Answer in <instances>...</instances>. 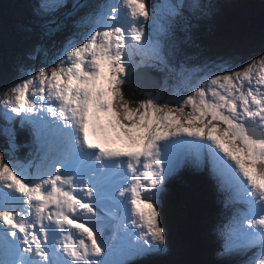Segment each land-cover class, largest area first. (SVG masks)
I'll use <instances>...</instances> for the list:
<instances>
[{
	"label": "snow or ice",
	"instance_id": "6c2138e0",
	"mask_svg": "<svg viewBox=\"0 0 264 264\" xmlns=\"http://www.w3.org/2000/svg\"><path fill=\"white\" fill-rule=\"evenodd\" d=\"M61 7L65 0H38L33 18L51 28L44 18ZM73 7L88 10L54 58L20 65L4 86L0 264H137L166 253L159 198L192 149L194 165L245 205L222 254L264 264V54L201 69L195 83L186 77L187 94L164 104L149 96L133 106L124 88L134 57L167 64L161 37L188 34L215 6L97 0ZM42 50L36 45L29 60ZM110 109L124 133L142 141L139 151L90 142L89 133L106 135L99 112ZM17 120L31 137L23 159L14 155Z\"/></svg>",
	"mask_w": 264,
	"mask_h": 264
},
{
	"label": "rangeland",
	"instance_id": "374dc122",
	"mask_svg": "<svg viewBox=\"0 0 264 264\" xmlns=\"http://www.w3.org/2000/svg\"><path fill=\"white\" fill-rule=\"evenodd\" d=\"M37 2L38 0H1L6 10L10 11V14L7 15L8 21H6L4 19L5 17H3L6 15L0 12V102L5 98L4 86L11 82L18 74L20 65L39 64L52 60L63 42L70 38L77 30L74 22L80 15L88 10L86 8H81L78 12L75 11L74 15L72 14L70 17L66 18L65 16H61L57 24L52 25L51 28H44V31H36L22 27L24 21L33 17V9L35 8L34 3L37 4ZM70 2H72V0H65L66 7L71 4ZM96 2L97 0H85L83 3L94 5ZM150 2L155 4L158 3L159 0H150ZM189 2H191V0H185V3ZM202 2L212 4L215 7L212 8L209 14L200 16L194 22L191 32L182 36L178 33L175 39L161 37V45L166 54L167 64L161 63L150 55H138L134 57L135 63L128 68L129 83H131V76L135 72H140V79L142 75H147L146 72L141 73V71L138 70L144 66H146L147 69H151L153 72L161 73V87H154L157 82L152 81L153 78L147 80L148 83L145 82V87L143 88L146 90L140 92L143 94L144 99H147L149 96L158 97V102L164 104L170 100H174L175 95L180 92L187 94L186 89L188 88V84L186 83V77L189 75L191 76V82L195 83L199 76L204 74L200 71L201 69L207 71L208 68L222 66L225 61H246L254 55L264 54V50H261L259 47V44L261 45L264 42V31L254 32L250 29V25L252 24L250 14H252V11L248 9V5L242 6V8L239 4V0H202ZM63 8L64 7H61L58 11H54L47 15L45 19L52 21L53 17L59 15L63 11ZM223 9L225 11H223ZM242 12L245 14L243 18ZM242 21L246 28L240 27V22ZM57 25H59V30L55 31L53 34L52 29H55ZM216 27L220 29L216 30ZM147 29L149 31L152 30L151 22L147 25ZM251 33H262L260 35L262 40L257 41L256 37H251ZM198 35L204 38L208 36L209 42L199 38L198 41L200 42L195 45V50V48H191V46H194V44L191 45V43L193 42L192 38ZM210 37H212V39ZM36 45L43 46V50L40 52L41 60L31 61L29 60V54ZM18 47L19 51L17 50ZM199 48L201 49L200 52L197 51ZM155 77L159 76L155 75ZM101 83L106 86L105 81L101 80ZM177 115H179V113H177ZM0 120V129H2L5 126V121L3 123V119L0 118ZM121 122L127 123L123 120V117H121ZM14 123H16V121ZM182 138L191 140L190 138L192 137L183 135ZM6 141V136L0 133V151L4 150L5 146H3L2 143ZM30 148H32V146ZM141 148L142 141L139 144V149ZM15 156L19 157V155ZM25 156L19 158L23 159ZM193 157L194 151L186 155L184 163L178 171L168 179L165 191L161 193L159 198V208L161 210L160 218L167 233L168 248L166 253L137 261V264H186L188 260L190 261V259L195 257V253H193L194 245L191 243V239L189 243L186 242L183 230H181L179 224L173 222L170 217L174 208V192L171 182L173 179H177L178 181L183 180V170L184 168L185 170L187 169L186 159L188 158L189 160L192 158L191 163L193 169L197 168L196 170L200 171L204 168L195 166L192 162ZM209 173L215 189L212 184H210V189L209 187H205L208 195H212V191H216V189L217 193L222 195L216 179L212 177L210 171ZM227 197L229 198V195L223 196V198L220 197V199L218 198L219 201L216 202V205L223 207L224 211L230 210L231 208L234 209V205L236 204V201L233 199H229V203L227 204ZM237 203L240 207L239 203L242 202L237 201ZM243 207V209H245V206ZM209 210L210 209L206 210L205 213L207 220L202 225L201 236L203 239H207L208 242H206V244L210 246L212 242L211 236L217 238L218 241L213 240L212 242L214 248L218 245V242L221 241V238L224 239L223 246L214 250L208 249L207 253L208 256H211L212 260H215V263L221 262V264H225L222 259H220V252H223L225 246V236L229 231V224H226V226L224 224L226 220L224 211L218 219H212L211 217L208 222L209 213H216ZM226 214L228 215L227 212ZM232 218L233 216L230 218V223ZM227 222L229 223V220H227ZM186 226L187 229H189L187 223ZM214 226H216L217 230ZM192 227L193 225H191L190 230L194 229Z\"/></svg>",
	"mask_w": 264,
	"mask_h": 264
},
{
	"label": "trees",
	"instance_id": "16d2710c",
	"mask_svg": "<svg viewBox=\"0 0 264 264\" xmlns=\"http://www.w3.org/2000/svg\"><path fill=\"white\" fill-rule=\"evenodd\" d=\"M84 1L85 0H72V2H70L71 4L67 5V7L64 8L68 10L66 12L64 11L61 12L62 16H65L67 18L70 17L72 14L74 15L75 10L73 5L84 4L83 3ZM239 4L241 7L248 5L249 10L252 9L253 12H256L258 11L257 7L259 8L264 7V0H239ZM0 12L6 15L3 17H5L4 19L8 21L7 15L10 14V11L6 10V7L4 6L3 3H1V0H0ZM242 14H243L242 16L243 18L245 14L243 12ZM59 19H60L59 17L54 18L53 19L54 24L52 25L57 24L60 21ZM240 23H241L240 24L241 28H246L245 24L243 25V21ZM22 27L33 29L36 31H44V29L41 28L40 24L36 23L33 17L29 20L24 21ZM219 29L220 28L216 27V30ZM261 34L251 33V37L253 38L256 37L257 41H261L262 40L260 36ZM179 35L182 36L184 35V33H179ZM199 38H202V40L204 41L207 40L209 42L208 36L207 38H204L198 35L195 38H192L193 42L191 43V45L194 44V46H191L192 49H194L195 45L200 42L198 41ZM210 38L212 39V37ZM259 47L261 48V50H264V42L261 45L259 44ZM200 48L197 50L198 52L201 51ZM17 50L19 51V47L17 48ZM40 60H41V55H40ZM140 92L141 91L135 85H133L132 82L129 83L124 88L125 96L129 100L133 101V106H135V104L138 101L144 99L143 94ZM15 129H16L15 141L17 144V150L14 153V155H19V157H22L27 155V153L31 151L30 148L32 146L31 137L29 136L28 132L21 127L19 121L16 122ZM6 144L7 141L2 143L3 146H5ZM171 183H172V189L174 191V199H173L174 208L171 212L170 217L173 220V222L179 224L181 230H183L184 236L186 238V242L189 243L191 239V243L194 245L193 253H195V257L193 259H190V261L188 260L186 264H221V262L215 263V260H212L211 256H208L207 250L213 249L212 242H211V246L207 245L206 244V242H208L207 239H203V237L201 236L202 234L201 232L203 228L202 225L207 220L205 214L206 210L208 209L212 211L218 210V213H222L224 210L223 207H219L216 205L217 201H213L212 195L210 196L208 195L205 187H209L210 184H207L206 180L201 179V175L197 173V170L196 173L194 174V171L191 168L186 169L184 171L182 181H178L176 179ZM210 219H211V215L208 216V222L210 221ZM186 223L187 225H189V229H187ZM191 225H193L192 228H194L192 230H190ZM211 238L213 240L212 236ZM220 259H222V261L225 264L230 263L229 256L227 255H223L222 257H220Z\"/></svg>",
	"mask_w": 264,
	"mask_h": 264
},
{
	"label": "bare ground",
	"instance_id": "6f19581e",
	"mask_svg": "<svg viewBox=\"0 0 264 264\" xmlns=\"http://www.w3.org/2000/svg\"><path fill=\"white\" fill-rule=\"evenodd\" d=\"M254 20L258 21L257 18L254 19ZM134 74L135 73L132 74L131 78L133 77ZM138 77H139V73H137V75L135 76V79L138 78ZM99 117H100V123L103 124L104 127H105V129H106V135L105 134H100V135H97V136H93L92 135V137L90 139V142L95 143V144H98L101 147L111 148L113 150H118L120 152H129V151H139L140 150L139 149L140 142L135 144L129 138V136L124 133V131L122 130V128L120 127V125L118 123H116V119L113 116V113H112V110L111 109L108 112H103V111L99 112ZM2 122L4 123V120ZM0 123H1V120H0ZM113 125H114V127H113ZM192 138L194 139V137H192ZM192 151H194V153H195V149H192L191 150V153H192ZM191 159L192 158H190L188 160V162L191 164V166L190 165H187V168H192ZM192 170L194 171V174H195L196 173L195 168L194 169L192 168ZM197 171H199V170H197ZM216 181H217V183L219 185V188H220V191H221V194L222 195H220L219 193H217V189H216V191H212L213 201H217L218 198L220 199V197L223 198V196L229 195V198L227 197V199H228L227 204H228L229 203V199H231L229 192L226 190V188H224L220 184V182L217 179H216ZM211 184L213 185V188L215 189V186L213 184V181L211 182ZM236 204H238L237 201H236ZM242 205L245 206L243 203H242ZM226 215L227 214H225V216ZM222 231H224V230H222Z\"/></svg>",
	"mask_w": 264,
	"mask_h": 264
},
{
	"label": "water",
	"instance_id": "95a60500",
	"mask_svg": "<svg viewBox=\"0 0 264 264\" xmlns=\"http://www.w3.org/2000/svg\"><path fill=\"white\" fill-rule=\"evenodd\" d=\"M258 19V21H256V20H254V19ZM251 22H252V24L250 25V29L252 30V31H264V12L263 13H261L260 15H257V16H255V17H253L252 19H251ZM251 26H255V27H251ZM251 31V32H252ZM140 71L141 72H146L147 73V75H144V77L143 78H136L135 79V76L137 75V73H135L134 75H133V83L136 85V86H138L141 90H146L145 88H143V87H145V82H147V80H149V79H151V78H153L152 79V81H154V82H157L156 83V85L154 86V87H157V88H159V87H161L162 86V81H161V73H156V72H153L151 69H147V68H142V69H140ZM140 73V72H139ZM156 76H159V77H155V75ZM148 83V82H147Z\"/></svg>",
	"mask_w": 264,
	"mask_h": 264
}]
</instances>
